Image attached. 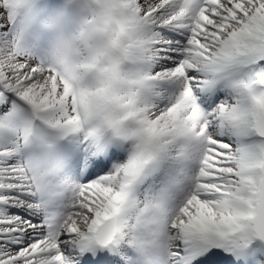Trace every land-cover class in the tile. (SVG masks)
<instances>
[{
    "label": "snow or ice",
    "instance_id": "snow-or-ice-1",
    "mask_svg": "<svg viewBox=\"0 0 264 264\" xmlns=\"http://www.w3.org/2000/svg\"><path fill=\"white\" fill-rule=\"evenodd\" d=\"M25 3L0 0V264H264V0H117L99 81L23 42Z\"/></svg>",
    "mask_w": 264,
    "mask_h": 264
},
{
    "label": "clouds",
    "instance_id": "clouds-1",
    "mask_svg": "<svg viewBox=\"0 0 264 264\" xmlns=\"http://www.w3.org/2000/svg\"><path fill=\"white\" fill-rule=\"evenodd\" d=\"M83 23L71 38L58 41L52 49L58 68L75 80L91 77L99 81L107 67L121 59L134 38L133 25L117 0H80Z\"/></svg>",
    "mask_w": 264,
    "mask_h": 264
},
{
    "label": "rangeland",
    "instance_id": "rangeland-1",
    "mask_svg": "<svg viewBox=\"0 0 264 264\" xmlns=\"http://www.w3.org/2000/svg\"><path fill=\"white\" fill-rule=\"evenodd\" d=\"M67 1H69L70 4L68 3V5H67ZM64 2L66 4L62 3V5H60V4L56 3L55 7H53V9H52V10H54V16H52L51 19H49V21L47 23L41 22V24H42L43 27H45V26L46 27L56 26L55 25V22H56V17L55 16H56V14L57 15H62L63 17L66 18L68 25H72V23H73L74 26H75L74 30L71 28V32H70V34L68 36V38H71L72 36L75 35V33L78 31V29L80 28V26L83 23L84 11H83L82 7L78 11H74V9L71 8L72 7L71 3H73V2H77V3H79L81 5L80 0H64ZM27 7L28 6H27V1H26L25 6L21 10V13L19 14V16H18V18L16 20L15 31L21 36L23 42L26 45H28V46L33 48V47H36V46H34V44H37V43L39 44L40 42H42L41 39L39 38V36H37V35L34 36L32 34H28L26 37H23L24 34H20V33H22L21 28H20V24H21V22L23 20V17H24L23 11ZM30 13H31V15H34V16H36L38 14H42V12L33 13L32 11ZM76 25H77V27H76ZM61 39H65V37L62 36V34H59L57 36H51V39L49 41H47V43L50 44L49 46L52 48ZM32 40H33V43L31 42ZM44 43H46V42H44ZM48 47H44L43 49L44 50H50V48H48Z\"/></svg>",
    "mask_w": 264,
    "mask_h": 264
},
{
    "label": "bare ground",
    "instance_id": "bare-ground-1",
    "mask_svg": "<svg viewBox=\"0 0 264 264\" xmlns=\"http://www.w3.org/2000/svg\"><path fill=\"white\" fill-rule=\"evenodd\" d=\"M56 1H62V0H56ZM43 17H45V14H41V18H43ZM32 23H36V22H32ZM32 23H31V25H32ZM22 26V25H21ZM76 27H77V25H76ZM72 29L74 30L75 29V26L72 24ZM49 33H51V34H57L58 32H57V30H56V28H52L51 29V32H49ZM34 36H36V35H34ZM33 36V37H34ZM65 38H68V35L67 36H65ZM32 43H33V40L31 41ZM50 45V44H49ZM49 45H47V46H44V45H41L40 46V44H34V46H36V47H33L34 49L35 48H40V49H43L44 47H48ZM48 48H50V49H52L50 46L48 47Z\"/></svg>",
    "mask_w": 264,
    "mask_h": 264
}]
</instances>
